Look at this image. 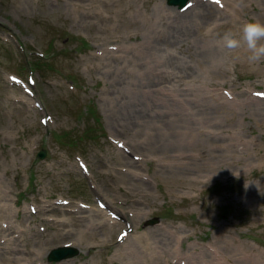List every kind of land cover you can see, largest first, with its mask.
<instances>
[{"label":"rangeland","instance_id":"obj_1","mask_svg":"<svg viewBox=\"0 0 264 264\" xmlns=\"http://www.w3.org/2000/svg\"><path fill=\"white\" fill-rule=\"evenodd\" d=\"M64 1L0 0V185L8 193L5 202L15 226L29 231V236L39 231L43 237L45 253L36 256V264H131L126 255L139 253L143 241L138 240L147 234L162 237L172 249L160 264H189L188 257L195 255L207 256L214 264H264V58L250 60L247 42L239 36L246 23L264 24V0L245 3L239 21L229 17L210 23L214 28L226 22L220 33L213 32L214 42L224 44V36L230 34L238 41L236 48L243 42L249 51L244 58L221 57L222 71L210 66L209 57L195 53L194 42L190 47L186 41L182 49L175 48L174 61L187 69L182 80L190 76L188 80L195 86H190L187 96L184 92L172 96L158 92L149 101L163 112L174 107V100L180 103L188 96L185 111L212 107L217 135L201 146L184 149L191 155L193 167L180 164L188 159L149 161L167 151L159 150L158 154L153 143L147 144L142 153L150 159L131 170L146 179L147 185L138 188L116 158L118 152L135 161L139 155L114 141L108 108V91H114L106 85V69L100 72L97 68L95 55L108 48L114 36H120L126 46L140 43L126 35L138 31L142 36V31L131 24L134 10L142 17L153 15L158 4L175 14L183 10L169 6L167 0H105L107 5L94 4L95 8H105L104 19L92 9L93 24H89L87 10L75 7V0ZM208 24L192 28L199 30ZM259 46H264V38L258 41ZM106 56L102 63L114 64L113 54L108 52ZM175 80L163 87L178 82ZM22 96L30 100L32 108L18 102ZM163 100L168 101L167 108L160 105ZM147 126L138 132L122 127L120 135L148 142L144 138ZM41 151L46 153L42 160L38 158ZM56 202H69L66 205L72 213L77 208L103 210L112 222L126 227H114L105 236H89L73 245L69 242L72 238L65 236L74 230L70 225L61 236L50 239L53 230L37 217L62 218L40 213V206ZM130 204H138L143 216L132 218ZM33 209L37 214H32ZM120 210L132 215H126L127 222L118 214ZM138 225L143 229L137 230ZM126 229L131 231L122 239ZM16 234L7 238H16ZM26 236L20 233L22 239ZM67 244L78 251L75 258L60 263L48 261L53 249ZM19 249L13 251L14 256H7L19 258L11 264H27L26 259L33 258L29 254L31 244L21 243Z\"/></svg>","mask_w":264,"mask_h":264},{"label":"bare ground","instance_id":"obj_2","mask_svg":"<svg viewBox=\"0 0 264 264\" xmlns=\"http://www.w3.org/2000/svg\"><path fill=\"white\" fill-rule=\"evenodd\" d=\"M70 1L72 0H66L64 2ZM75 1L77 2V4L74 5L75 7L87 10L89 24H93V21H91L93 15L92 9H97L96 11H99V17L104 19V13H106L105 8L104 10H102L101 7L95 8L94 4L99 2L101 5H103V3L107 5L105 0ZM253 1L254 0H222L220 4L213 5L211 2H205V0H193L190 9L188 8L186 12H178L177 14L174 12L171 13L170 10L158 4L153 10V15H145L144 17L140 15L141 13L138 10H134L132 13L134 14V18L131 24L136 30L142 31V36L138 31L127 33L126 35H128L129 40H141L140 43L134 46H126L121 43L122 39L120 36H114L108 41L109 47L104 48L95 55L98 62L97 68L100 69L99 71L101 72L102 69H106V72L109 74L106 85L112 87L115 92L114 94V92L108 91V108L111 112L109 118L115 129L113 130L112 128L114 141L131 150L130 153L137 152L139 155L136 161L130 160L123 152H118L116 156L117 160L120 162V167H124L125 170L130 172V176L134 181V183L131 184H134L135 188L141 185H147L146 179L143 176L138 172L131 171L138 169L143 162L145 163V160L150 159L146 158L147 156L142 153L147 144L153 143V146L157 148L158 154H160L159 150L167 151L166 154L161 153L163 158H157L156 156V158H151L149 161L156 160L157 162H161L160 160H162L163 162L168 161L169 163H173L188 159V162H180V164L193 167L192 165L194 163L191 162V155L184 151V149L201 146L203 143H207L210 136L217 135L214 131V123H216L217 120L213 115L215 111L213 110L214 108L209 106L205 108L202 107L196 111L197 113L192 110L185 111L187 110L186 104L189 103L188 96L186 99H180V103L174 100L172 104L174 107L169 108L170 111L163 112L158 109L159 107L156 103L154 104V101L150 103V99L153 94H157L158 92L163 94L167 93L170 96H172L174 92H184L187 96L190 94L188 92L190 91V86H195L193 81L188 80L190 76L182 80L184 78L182 73H187V69L177 61H174L175 58H177L175 54L177 49L175 50V48L182 49L186 41L189 47L193 42L196 44L193 46L195 47L194 50L196 54L210 58L208 63L210 66L212 65L213 69L218 68L220 71L224 69V67L220 65L221 57L244 58L249 51L245 49L246 46L244 47L245 44L243 42H241L240 48H228L223 43H216L212 40L214 36L213 32L219 31L218 33H220V29L226 22H222V24L214 26V28H211L214 24L210 23L212 21L214 23L226 21L229 17L239 21L240 13L246 8L244 4ZM148 3L149 2L144 4L145 8L148 6ZM103 21L104 20H102L101 23ZM206 22L209 24L205 27L203 26V28L199 30L192 28L193 25L200 23L204 24ZM99 28L104 30L102 24L99 25ZM242 31L243 30L239 31V36L243 40L244 34ZM189 41L190 43H188ZM112 45L118 46L110 48ZM190 49L191 48H189V50ZM108 52L113 54L112 59L114 60V64L102 63L108 59L107 56L104 57ZM196 54L192 55L195 56ZM175 79H178V82H170V87H163L169 80L177 81ZM180 81L183 82L180 83ZM19 92L21 93V90H19ZM21 95H23V93H21ZM205 97L203 99L207 100ZM208 100H214V98L210 99L208 97ZM18 102L22 105H26V107L32 108L30 100L24 98V96L18 99ZM167 102V100H163L162 104H159L162 105L163 108H167L165 105ZM30 111L32 112V109H30ZM146 123L148 126L144 138L149 139L148 142L136 141L134 138L133 140L128 138L125 139L120 135L119 130L122 127H130L133 130L136 129L138 132ZM170 149H173L174 153L171 154ZM214 160V158L210 159V161ZM7 195V191L4 192L0 185V264H11L13 261L19 262V258H6L7 256H14L15 254H12L13 251L20 250L19 247L21 243L26 246L32 245L33 250L29 251V254L34 259L30 257L26 259V261L27 264H36V262H38L36 256L42 253L44 255L45 253V242L43 237L39 231H33L34 234L29 236V231L26 232L25 229L20 230L18 226L13 225L11 213H8L10 208L5 202L8 200V197H6ZM140 203L139 201L138 204ZM138 204L135 206L133 204L129 205L130 208L134 210V213H132L133 216L129 213L125 214L124 210H120L118 214L126 219V222V215H130L129 217L132 216V218L136 216L141 217L143 216V209ZM51 205L52 209L50 208ZM70 210L69 206L62 203L40 206V213L62 216L60 219H43L40 218V216L37 217L40 219L39 221H41V223H48L50 230H53L50 239L61 236L63 230L70 225L74 226V230L67 232L65 236L66 238H72L71 242H74L73 245L78 244L80 242L79 240H84L89 236H105V234L112 231L114 227H124L122 223L112 222L103 210L84 211L81 208H77L74 213ZM68 212L71 214L68 215ZM85 213L91 214L87 216L84 215ZM73 215H79V218H72ZM25 216L28 217V219H32L31 215L25 214ZM65 216H67V218ZM134 222H137V220H134ZM129 225L130 228L133 227V224L128 223L127 226ZM81 228L83 230L82 232H80ZM136 229H143L142 225H138ZM22 232L27 235L23 239L17 235L15 236L16 238H9L8 241L6 240L8 235L15 233L20 234ZM154 235L155 234L150 236L147 234V237H141L139 240L135 238L136 241L143 242L139 245V253L133 251L126 255L131 264H154L156 262L160 264V262L169 255L168 253L172 250L169 248V244H165L162 237L158 235L154 237ZM76 237L78 239L73 240V238L75 239ZM4 243H6L5 247L2 246ZM13 246L14 248H12ZM212 251H214V248ZM177 255L178 254H175L174 258ZM211 255H213V253ZM215 259L219 261L218 258ZM188 260L189 264H191V262L193 264H198L196 262L199 261L201 262L200 264H214L212 259L204 255L188 257ZM64 264H66V262ZM217 264H221V262H217Z\"/></svg>","mask_w":264,"mask_h":264},{"label":"clouds","instance_id":"obj_3","mask_svg":"<svg viewBox=\"0 0 264 264\" xmlns=\"http://www.w3.org/2000/svg\"><path fill=\"white\" fill-rule=\"evenodd\" d=\"M243 38L247 42L248 50L251 52L249 57L252 61H259L264 58V46L258 47V41L264 38V24L249 22L243 27ZM224 45L228 48L238 46V41L233 39L230 34L224 36Z\"/></svg>","mask_w":264,"mask_h":264},{"label":"water","instance_id":"obj_4","mask_svg":"<svg viewBox=\"0 0 264 264\" xmlns=\"http://www.w3.org/2000/svg\"><path fill=\"white\" fill-rule=\"evenodd\" d=\"M187 1L188 0H168V3L169 5L179 6L180 8H182L187 4ZM40 157L43 158L44 157L43 154H41ZM75 254L76 252H72V251H69L63 254L54 253L52 255V258H55V259L68 258V257L74 256Z\"/></svg>","mask_w":264,"mask_h":264},{"label":"snow or ice","instance_id":"obj_5","mask_svg":"<svg viewBox=\"0 0 264 264\" xmlns=\"http://www.w3.org/2000/svg\"><path fill=\"white\" fill-rule=\"evenodd\" d=\"M217 2H219V0H217Z\"/></svg>","mask_w":264,"mask_h":264}]
</instances>
